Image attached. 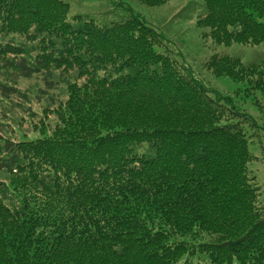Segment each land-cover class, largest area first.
<instances>
[{
  "label": "trees",
  "instance_id": "16d2710c",
  "mask_svg": "<svg viewBox=\"0 0 264 264\" xmlns=\"http://www.w3.org/2000/svg\"><path fill=\"white\" fill-rule=\"evenodd\" d=\"M67 9L0 0V68L41 73L46 87L58 70L67 93L50 131L15 140L0 127V264H264L248 145L264 125L156 48L161 36L137 15ZM263 14L264 0H202L195 23L216 43L256 44ZM202 65L239 82L248 104L262 90L255 61L211 54ZM12 91L0 82L1 96Z\"/></svg>",
  "mask_w": 264,
  "mask_h": 264
},
{
  "label": "rangeland",
  "instance_id": "374dc122",
  "mask_svg": "<svg viewBox=\"0 0 264 264\" xmlns=\"http://www.w3.org/2000/svg\"><path fill=\"white\" fill-rule=\"evenodd\" d=\"M68 5L67 17L84 18L93 16L98 20L118 18L127 11L137 15L145 25L151 27L160 37L156 48L169 56L188 61L195 67L203 81L213 88L228 94H235L237 101L245 111L255 116L258 126L264 125V82L261 91H255V100L248 104L238 96L237 81L224 76L213 75L203 66L204 60L211 54H222L238 57L241 61H255L260 64L264 80V41L256 44L231 42L228 45L216 43L209 35H203V28L196 25L195 20L202 8V0H165L159 4L149 5L141 0H64ZM264 21V14L259 18ZM207 29V28H204ZM2 37V38H1ZM2 41L9 36L0 35ZM10 67L0 68V82L10 84L16 91L6 97L0 95V127L3 135L15 139L26 140L40 134L41 124H46L50 131L56 121L51 111L60 100L67 97L66 84L58 70H52V87H46L41 73L22 76ZM72 74L67 77L71 79ZM254 76V75H253ZM242 89V87L240 88ZM50 111V112H49ZM44 113L47 117H44ZM246 126V131L250 130ZM257 129L252 130L248 138L252 159L249 161L250 172L257 182L260 202L264 204V134L260 132L254 137ZM0 177L5 178L4 173ZM192 264L204 262L201 255L190 256Z\"/></svg>",
  "mask_w": 264,
  "mask_h": 264
}]
</instances>
